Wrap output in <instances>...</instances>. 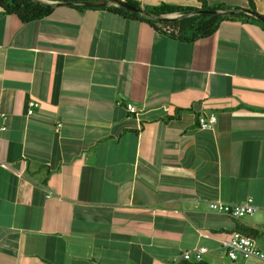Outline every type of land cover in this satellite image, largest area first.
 I'll return each instance as SVG.
<instances>
[{"label":"crops","instance_id":"0c3cea01","mask_svg":"<svg viewBox=\"0 0 264 264\" xmlns=\"http://www.w3.org/2000/svg\"><path fill=\"white\" fill-rule=\"evenodd\" d=\"M249 197L259 211L241 219L209 206ZM245 227L264 249L259 24L188 41L107 9L23 22L0 6V264H169L200 246L228 264L220 241Z\"/></svg>","mask_w":264,"mask_h":264},{"label":"trees","instance_id":"16d2710c","mask_svg":"<svg viewBox=\"0 0 264 264\" xmlns=\"http://www.w3.org/2000/svg\"><path fill=\"white\" fill-rule=\"evenodd\" d=\"M88 1L102 0H0V6L7 14H16L23 22L42 19L52 13L57 5L65 4L81 10L107 9L122 17L140 20L150 24L158 32H164L173 37L195 41L198 38L208 37L219 28L221 23L228 19H245L259 24L264 29V15L260 14L254 0H248V8L229 5L226 3L209 4L201 0V7L162 3L160 5L142 6L136 0H107L105 5H90ZM124 5L143 7L147 13L131 11ZM216 10V13L198 12L197 10ZM239 10L235 13L231 11ZM172 14L177 17L168 18ZM243 234L253 237L259 236L256 229L245 227L240 230ZM188 264H209L205 261Z\"/></svg>","mask_w":264,"mask_h":264},{"label":"built area","instance_id":"2783aa9c","mask_svg":"<svg viewBox=\"0 0 264 264\" xmlns=\"http://www.w3.org/2000/svg\"><path fill=\"white\" fill-rule=\"evenodd\" d=\"M39 106L36 101H30L27 113L33 114ZM127 108L132 113H137V108L132 103H128ZM4 116V115H3ZM217 115L209 116L200 115L197 120L198 127L202 130H213L217 123ZM58 126H61L59 124ZM5 128V127H3ZM212 211L223 213L234 219H241L250 215H254L259 211V207L252 197L247 198L240 203H228L222 200H213L209 204ZM221 247L225 250L230 262L228 264H248L251 258L264 261V249L257 244L256 237L241 232L233 233L229 238L221 240ZM208 247L200 246L185 252L182 256L173 259L169 264H181L182 261L199 263L204 261Z\"/></svg>","mask_w":264,"mask_h":264},{"label":"water","instance_id":"95a60500","mask_svg":"<svg viewBox=\"0 0 264 264\" xmlns=\"http://www.w3.org/2000/svg\"><path fill=\"white\" fill-rule=\"evenodd\" d=\"M88 4L90 5H105L108 3L107 0H102V1H88L87 2ZM127 9L131 10V11H137V12H141V13H147L146 10L143 8V7H134V6H129V5H124ZM198 12H208V13H216L217 11L216 10H197ZM239 11L238 9L237 10H234V11H231L232 13H235ZM174 17H177V14H172L170 16H168V18H174Z\"/></svg>","mask_w":264,"mask_h":264},{"label":"rangeland","instance_id":"374dc122","mask_svg":"<svg viewBox=\"0 0 264 264\" xmlns=\"http://www.w3.org/2000/svg\"><path fill=\"white\" fill-rule=\"evenodd\" d=\"M259 261H261V260H259ZM259 264H264V261H262V262H259Z\"/></svg>","mask_w":264,"mask_h":264}]
</instances>
